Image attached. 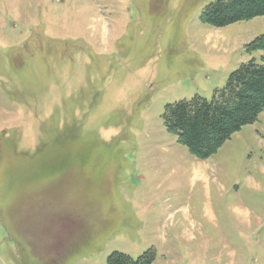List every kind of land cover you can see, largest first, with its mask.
Here are the masks:
<instances>
[{"label": "rangeland", "instance_id": "374dc122", "mask_svg": "<svg viewBox=\"0 0 264 264\" xmlns=\"http://www.w3.org/2000/svg\"><path fill=\"white\" fill-rule=\"evenodd\" d=\"M216 0H0V264H264V110L198 160L168 105L264 64Z\"/></svg>", "mask_w": 264, "mask_h": 264}, {"label": "trees", "instance_id": "16d2710c", "mask_svg": "<svg viewBox=\"0 0 264 264\" xmlns=\"http://www.w3.org/2000/svg\"><path fill=\"white\" fill-rule=\"evenodd\" d=\"M264 17V0H216L207 5L200 20L214 28ZM250 50H264V37H257ZM264 110V64L253 60L241 64L227 79L224 88L215 90L211 100L194 97L166 106L162 120L168 133L175 134L198 160H205L243 126L254 123ZM153 250L137 260L113 252L106 264H152Z\"/></svg>", "mask_w": 264, "mask_h": 264}]
</instances>
